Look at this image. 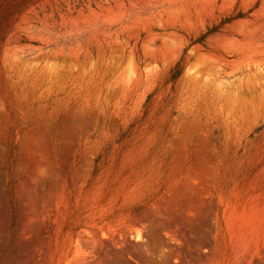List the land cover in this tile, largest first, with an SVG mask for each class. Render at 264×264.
<instances>
[{
    "label": "rangeland",
    "instance_id": "374dc122",
    "mask_svg": "<svg viewBox=\"0 0 264 264\" xmlns=\"http://www.w3.org/2000/svg\"><path fill=\"white\" fill-rule=\"evenodd\" d=\"M0 264H264V0H0Z\"/></svg>",
    "mask_w": 264,
    "mask_h": 264
}]
</instances>
